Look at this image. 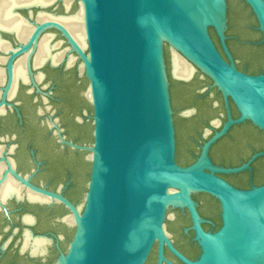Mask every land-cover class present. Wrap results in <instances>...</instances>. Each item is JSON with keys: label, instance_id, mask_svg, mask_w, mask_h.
Returning a JSON list of instances; mask_svg holds the SVG:
<instances>
[{"label": "water", "instance_id": "1", "mask_svg": "<svg viewBox=\"0 0 264 264\" xmlns=\"http://www.w3.org/2000/svg\"><path fill=\"white\" fill-rule=\"evenodd\" d=\"M82 10L85 48L55 21L34 26L28 42L11 60L36 49L45 30L57 31L85 79L83 97L91 107L92 143L62 145L87 153L89 177L83 203L76 208L60 195L39 190L14 172L18 182L64 206L72 218V238L54 264H145L157 246L156 264H172L164 247L182 264H264V184L238 190L217 175L251 171L264 157L254 154L236 168L214 165L208 151L228 130L249 122L264 135V74L237 71L225 46V0H73ZM251 10L264 43V0H242ZM77 11V12H78ZM212 28L227 63L209 35ZM162 43L211 81L221 94L227 119L200 147L193 164L175 162V133ZM10 60V61H11ZM3 91L1 104L10 85ZM228 100L238 118L230 117ZM204 193L219 204V229L205 233L192 194ZM186 210L198 258L177 252L164 229L168 208Z\"/></svg>", "mask_w": 264, "mask_h": 264}, {"label": "flooded vegetation", "instance_id": "2", "mask_svg": "<svg viewBox=\"0 0 264 264\" xmlns=\"http://www.w3.org/2000/svg\"><path fill=\"white\" fill-rule=\"evenodd\" d=\"M31 1L0 0V264H54L60 254L66 253L73 234L72 224L64 221L65 217L70 216L64 206L30 190L18 182L10 171L39 190L62 196L76 208L83 203L90 171L88 154L62 145L57 135L75 145L89 146L92 143V127L85 116L91 115V107L83 97L86 82L78 71L75 58L68 54L65 40L57 31L45 30L38 37L36 49L29 59L28 51L11 60L19 46L28 42L35 25L47 21L58 22L54 19L57 17L76 15L79 12L77 3L70 0L68 7H65V0H52L44 6L38 1L37 4ZM225 2L224 43L233 65L246 75L264 74V43L261 42L254 15L242 0ZM39 15L42 16L40 21L37 19ZM207 32L217 52L229 63L214 30L208 28ZM43 41L46 42L49 56L68 50L57 63L53 64L48 55L40 62L39 46ZM62 44L66 47L60 50L58 47ZM69 57L74 58L71 64H68ZM9 63L10 85L1 104L8 81ZM195 72L206 89L194 90L199 80L193 72L186 83L172 78L170 81V102L174 111V158L181 167L194 163L200 147L221 129L227 119L221 94L212 87L207 77L197 70ZM45 83L54 90V96L50 99L56 112L52 116L48 109L41 107L45 105L43 100L49 102L46 99V86H43ZM175 84L185 87L176 88ZM171 91L181 101L177 108L173 107ZM228 108L231 119H237L238 113L230 100ZM176 120H179V125ZM249 125L252 126L244 122L232 126L226 135L211 145L208 156L214 165L236 168L254 154L264 152V135L261 132L252 126L255 129L252 133H241L243 127L249 128ZM177 126L181 129L180 141L187 156L183 161L176 154L179 144ZM250 168L251 171L235 175L217 176L238 190L262 186L264 157L254 160ZM191 200L202 219L201 229L205 233L216 232L221 225L218 202L204 193L192 194ZM167 216L166 211L164 224H167V228L164 229L172 246L187 260H196L199 249L190 229L187 211L174 208ZM35 242L42 244L35 246ZM163 255L172 264H182L165 247ZM156 261L157 246L154 244L145 264H156Z\"/></svg>", "mask_w": 264, "mask_h": 264}, {"label": "bare ground", "instance_id": "3", "mask_svg": "<svg viewBox=\"0 0 264 264\" xmlns=\"http://www.w3.org/2000/svg\"><path fill=\"white\" fill-rule=\"evenodd\" d=\"M37 1L41 5H46L52 2V0H32V4H37ZM19 2V1H18ZM70 3V0H65L64 4L65 7H68ZM47 18L52 19V16H47ZM39 21L42 20V16L39 15L37 18ZM56 19L59 23H61L67 31L70 32V35L72 38L77 42V44L81 48H85V42H84V34H83V27H82V10L80 9L79 12L74 15V16H69V17H57L54 18ZM20 26H18L17 31H19ZM46 39V38H45ZM47 47H46V42L40 43L39 46V60L40 62L44 61V58L46 55H48L47 52ZM68 49L63 50L62 52L54 55V56H49L52 63H57L63 54L67 51ZM74 58L69 57L68 59V64H71ZM193 68L186 63L182 58H180L177 54H174L173 56V75L177 78L180 79H189L190 76L192 75ZM64 221L67 222L68 224H73L72 218L70 216H67L64 218ZM42 242H35V246L41 245Z\"/></svg>", "mask_w": 264, "mask_h": 264}, {"label": "rangeland", "instance_id": "4", "mask_svg": "<svg viewBox=\"0 0 264 264\" xmlns=\"http://www.w3.org/2000/svg\"><path fill=\"white\" fill-rule=\"evenodd\" d=\"M65 47H66V45L62 44L58 48H60V50H62ZM162 50H163L164 70H165V75H166V80L168 82V90H169V88H170V81L172 80L171 79V75H170V70H171L170 69L171 52H170V48L165 43H162ZM193 73H194V76H196V79L198 78V80H199V82H197L195 84L194 90H200L201 91V90L206 89V85L200 82V79H199L200 76H199V74H197L195 72L194 69H193ZM43 86H46V89H47L46 92H47V95H48L46 97V99L49 100V102L43 100L45 102V105L42 104L41 107L43 109H48L50 115L52 116L56 112V110L54 108V105L52 104L51 99H50V98H53V96H54V93H53L54 90L52 89L53 87L51 85H49L48 83L43 84ZM84 90H85V88H84ZM84 90H83V92H84ZM169 97H170V94H169ZM180 103H181V101H179L178 98L176 97V95H174L173 96V103H172L173 104V107L177 108ZM170 104H171V102H170ZM171 110H172V118H173V121H174V111H173L172 105H171ZM85 116H86V121H90V118H89L90 115L85 114ZM55 117H57V116L55 115ZM214 117H216V116H214ZM178 122H179V120H176L177 125H179ZM181 134H182L181 129L179 128V126H177V140H178L179 144H178V147H177L176 154H177L178 159L181 160V161H183V160L186 159L187 156L185 155V153L183 151L182 143L180 141L181 140L180 139L181 138ZM88 145H90V144H88ZM173 209L174 208H171V207L168 208V210H167L168 216L171 215V213L173 212ZM166 225L167 224L165 223L164 224V228H167Z\"/></svg>", "mask_w": 264, "mask_h": 264}, {"label": "trees", "instance_id": "5", "mask_svg": "<svg viewBox=\"0 0 264 264\" xmlns=\"http://www.w3.org/2000/svg\"><path fill=\"white\" fill-rule=\"evenodd\" d=\"M82 86H84V81H82ZM174 87H176V88L180 87V88L184 89L185 85H183V84H175ZM171 95L174 96L173 91H171ZM248 127L249 128L243 127V129L241 130V133L242 134H248V133H252V131H255V129L252 128V126L249 125ZM260 136H262L261 133H260Z\"/></svg>", "mask_w": 264, "mask_h": 264}]
</instances>
